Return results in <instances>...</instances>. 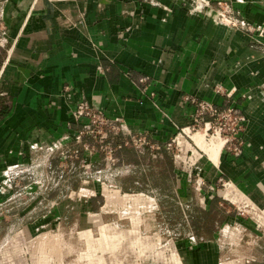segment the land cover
I'll list each match as a JSON object with an SVG mask.
<instances>
[{
    "label": "crops",
    "instance_id": "1",
    "mask_svg": "<svg viewBox=\"0 0 264 264\" xmlns=\"http://www.w3.org/2000/svg\"><path fill=\"white\" fill-rule=\"evenodd\" d=\"M219 1L231 3L250 27L220 22ZM197 2L209 5L197 10L194 0H9L4 20L11 45L0 70V98L11 104L0 121V179L10 150L74 135L67 123L79 102L122 116L164 144L191 123L188 97H194L238 107L247 117V145L238 157L222 151V138L206 143V131L192 137L210 151V158H200V174L212 181L226 176L233 182L229 196L250 202L264 219V0ZM82 186L59 203L62 210L76 205L74 195H99ZM94 221L100 237L90 228L87 264H106L104 253L121 234ZM225 222L223 229L230 225ZM246 223L237 215L238 230L251 229ZM223 229L185 238V264H223Z\"/></svg>",
    "mask_w": 264,
    "mask_h": 264
},
{
    "label": "rangeland",
    "instance_id": "2",
    "mask_svg": "<svg viewBox=\"0 0 264 264\" xmlns=\"http://www.w3.org/2000/svg\"><path fill=\"white\" fill-rule=\"evenodd\" d=\"M8 1L0 0V70L11 45L4 20ZM194 2L196 7L198 2ZM216 7L220 12L218 2ZM231 14L237 17L236 11ZM218 20L243 29L239 22L233 26L230 18ZM1 98L0 109L9 107L11 100ZM201 101L205 100H197ZM85 102L97 117H80L77 104L72 121L67 123L77 130L74 135L67 132L49 142L38 139L25 148L10 150L2 158L0 264H87L93 246L85 238L90 228L96 238L100 237V226L94 221L97 219L121 234L111 251L104 253L106 264H185L183 240L191 233L211 234L223 229L225 220L230 225L219 235L221 262L264 264L263 212L251 208L250 202L242 204V200L229 196L226 190L233 182L226 176L212 181L200 174V158H210V151L192 136L206 131L207 122L212 127L206 131V143L212 138L220 137L224 142L227 135L234 136L224 130L217 134L218 116L193 103L191 123L180 128L172 140L160 144L150 133L132 129L122 116H109ZM212 104L222 109L233 107ZM239 115L244 122L237 121V137L233 140L239 147L237 154L225 145L222 148L236 157L247 145L244 133L248 119L237 107ZM227 122L232 125V121ZM81 186L87 193L91 188L99 195H74L76 205L62 210L59 203ZM237 215L251 229L238 230ZM81 254L85 256L83 261L79 260Z\"/></svg>",
    "mask_w": 264,
    "mask_h": 264
},
{
    "label": "built area",
    "instance_id": "3",
    "mask_svg": "<svg viewBox=\"0 0 264 264\" xmlns=\"http://www.w3.org/2000/svg\"><path fill=\"white\" fill-rule=\"evenodd\" d=\"M218 5H220V12H219V17H222L223 19H228L230 18V20H233L232 25L233 26H238V22L240 23L241 27L245 28V27H250L249 24H247V22L244 21V19H240V17L237 15V17H235V15L233 16V8L232 6L228 3V2H218ZM261 34H264V29L260 30ZM188 99H191V101L193 103H197L198 108L201 109L202 111H208L211 116H218L219 118V130L217 132V134H222L221 132L224 130L225 132L229 133H233L234 136H229L227 135L225 137V147L227 146L230 151L233 154H237V150L239 149V147L237 146V144H233V140H236V135H237V121H239V124H242L244 122V118L242 116H237V108L235 107H230L227 109H222V108H218L216 106H214L212 103L206 102V101H201V102H197L198 99L194 98V97H188ZM77 113L80 117H87V116H91V118L97 117V112H94L92 106H90V104L86 103L85 101L79 102L78 106H77ZM227 121H232V125H230L231 123L227 122ZM223 123H225L223 125ZM211 122H207L206 123V131H210L211 130ZM227 125H229L227 127ZM228 130H231L233 132H230Z\"/></svg>",
    "mask_w": 264,
    "mask_h": 264
},
{
    "label": "bare ground",
    "instance_id": "4",
    "mask_svg": "<svg viewBox=\"0 0 264 264\" xmlns=\"http://www.w3.org/2000/svg\"><path fill=\"white\" fill-rule=\"evenodd\" d=\"M206 5H209L208 2H207L206 4H202V3H199V2H198V4H197V6L195 7V9H197V8H202V7L206 6ZM218 17H219V12H217V18H218ZM196 133H197V132H196ZM196 133H195V134H196ZM206 135H207V134H206ZM216 139H219V140H220L221 138L219 137V138H216ZM223 145H224V142H223ZM125 195H126V194H125Z\"/></svg>",
    "mask_w": 264,
    "mask_h": 264
},
{
    "label": "trees",
    "instance_id": "5",
    "mask_svg": "<svg viewBox=\"0 0 264 264\" xmlns=\"http://www.w3.org/2000/svg\"><path fill=\"white\" fill-rule=\"evenodd\" d=\"M7 112H8V107H3V108H1V113L2 114H7Z\"/></svg>",
    "mask_w": 264,
    "mask_h": 264
}]
</instances>
